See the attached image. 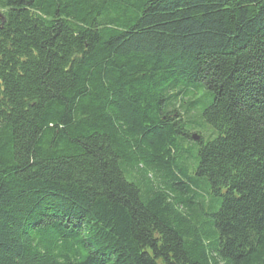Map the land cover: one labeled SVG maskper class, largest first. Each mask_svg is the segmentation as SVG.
<instances>
[{
    "label": "trees",
    "instance_id": "16d2710c",
    "mask_svg": "<svg viewBox=\"0 0 264 264\" xmlns=\"http://www.w3.org/2000/svg\"><path fill=\"white\" fill-rule=\"evenodd\" d=\"M0 264H264V0H0Z\"/></svg>",
    "mask_w": 264,
    "mask_h": 264
},
{
    "label": "rangeland",
    "instance_id": "374dc122",
    "mask_svg": "<svg viewBox=\"0 0 264 264\" xmlns=\"http://www.w3.org/2000/svg\"><path fill=\"white\" fill-rule=\"evenodd\" d=\"M196 123H197V125H198L197 127L200 129V132H201L202 137H203L202 142L206 143L212 137L211 136L212 128L210 127V125H208L206 122H204L201 119H198ZM196 155H197L196 149H192L190 151V153L187 154L189 160L194 161V165L191 168L196 167V164H197V163H195L196 162L195 161Z\"/></svg>",
    "mask_w": 264,
    "mask_h": 264
},
{
    "label": "water",
    "instance_id": "95a60500",
    "mask_svg": "<svg viewBox=\"0 0 264 264\" xmlns=\"http://www.w3.org/2000/svg\"><path fill=\"white\" fill-rule=\"evenodd\" d=\"M194 139H196V137H194Z\"/></svg>",
    "mask_w": 264,
    "mask_h": 264
}]
</instances>
